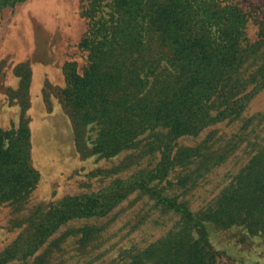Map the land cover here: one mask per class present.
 I'll return each mask as SVG.
<instances>
[{
	"label": "trees",
	"instance_id": "16d2710c",
	"mask_svg": "<svg viewBox=\"0 0 264 264\" xmlns=\"http://www.w3.org/2000/svg\"><path fill=\"white\" fill-rule=\"evenodd\" d=\"M20 1L0 0V10ZM85 14L89 27L80 45L88 63L82 72L70 67L64 91L75 126L96 130L90 149L104 157L138 148L141 136L150 133L148 151H159L160 159L98 191L68 195L48 209L38 206L27 218H16L14 227L27 224L0 253V264H53L52 250L38 252L61 226L106 215L133 192L148 195L178 220L167 234L132 250L124 264H220L208 223L264 233V146L197 209L165 194L160 184H174L168 176L180 167L186 171L178 184L194 186L236 147L230 143L217 150L209 140L195 146L178 140L241 118L264 89V26L251 40V14L229 0H90ZM31 153L28 126L0 128V206L23 210L39 183ZM74 232L86 248L98 228ZM65 237L49 246L58 247Z\"/></svg>",
	"mask_w": 264,
	"mask_h": 264
},
{
	"label": "rangeland",
	"instance_id": "374dc122",
	"mask_svg": "<svg viewBox=\"0 0 264 264\" xmlns=\"http://www.w3.org/2000/svg\"><path fill=\"white\" fill-rule=\"evenodd\" d=\"M229 1L251 14L248 34L256 40L264 26V0ZM89 3L24 0L0 10V128L13 131L21 124L28 126L32 163L40 172L23 210L16 212L10 204L0 206V253L27 224L14 227L16 218H27L38 206L48 209L68 195L98 191L115 178L154 167L160 159L159 151H148L150 133L141 136L138 148L104 157L90 149L96 130L81 131L74 124L64 91L70 67L76 65L82 72L88 63V52L80 44L89 27L85 14ZM206 141L217 150L237 145L196 185L178 184L179 175L186 171L180 167L168 176L174 184L166 180L160 184L165 194L188 201L193 209L210 201L264 146V89L254 95L241 118L217 122L198 136L179 138L178 143L195 146ZM177 220L176 214L161 209L148 195L133 192L106 215L69 220L38 253L52 250L53 264H124L132 250L167 234ZM87 226L98 232L83 248L74 230ZM207 226L213 245L221 252L220 264H264V233H251L242 226ZM62 236L65 239L58 247L49 246Z\"/></svg>",
	"mask_w": 264,
	"mask_h": 264
}]
</instances>
